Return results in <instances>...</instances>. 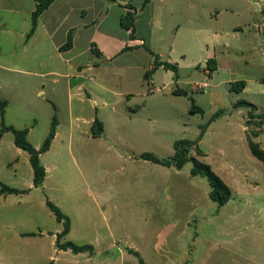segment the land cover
Returning a JSON list of instances; mask_svg holds the SVG:
<instances>
[{
  "label": "rangeland",
  "instance_id": "374dc122",
  "mask_svg": "<svg viewBox=\"0 0 264 264\" xmlns=\"http://www.w3.org/2000/svg\"><path fill=\"white\" fill-rule=\"evenodd\" d=\"M239 2L235 15L223 12L195 23L217 36L188 34L182 48L171 52L180 21L161 16L171 32L157 31L151 43L145 39L155 55L134 57L146 69L124 77L107 68L91 73L110 90L99 92L108 107L100 105L98 112L84 105L83 120L96 116L105 123L102 138H92L85 121L67 117L48 90L49 103L35 99L32 112L13 115L19 126L34 128L29 140L40 145L56 115L60 137L42 155L49 171L39 188L29 154L16 147L14 135L6 133L0 141V183L31 189L0 197V264H141L140 259L145 264H264V166L249 148L251 137L264 149V0ZM222 3H217L221 11ZM162 9L157 7L158 14ZM147 29L139 24L142 35ZM156 57L178 67L177 73L163 67L151 72ZM211 59L218 63L212 73ZM241 81L245 89H233ZM177 90L187 95H176ZM241 101L257 109L238 106ZM193 103L203 113L192 114ZM179 140L194 142L190 156L211 166L230 187L226 205L210 199L207 179L191 175V162L178 170L140 158L152 153L168 159ZM47 201L72 221L62 242L92 244L93 253L59 251L55 233L63 226Z\"/></svg>",
  "mask_w": 264,
  "mask_h": 264
},
{
  "label": "crops",
  "instance_id": "0c3cea01",
  "mask_svg": "<svg viewBox=\"0 0 264 264\" xmlns=\"http://www.w3.org/2000/svg\"><path fill=\"white\" fill-rule=\"evenodd\" d=\"M218 1L55 0L40 15L34 34L29 36L32 16L39 5V0H0V95L5 97L1 100L8 101L5 124L17 129H28L29 139L34 128L19 126L13 115L23 116L26 112H32L35 99L41 98L40 100L49 103L47 99H44L45 90L49 91L50 99L61 111L66 112L67 117L72 121L76 118L84 122L85 103L91 104L90 108L98 112V106H109V102L99 92L102 90L110 92V90L99 76L95 77L91 73L107 68L124 77L137 68L146 69L145 66L138 65L134 57L146 56L147 52L152 55V48L145 39H149L151 43L157 31H160L162 35L171 32L172 27L168 29L159 20L161 16L169 22L175 19L178 23L180 21L170 44L171 52L182 48V38L188 34L189 36L195 34L197 37L203 35L205 38L211 35L217 36L215 30H202L194 25L202 19L212 20L211 17L223 12L230 15L239 12V0H224L222 11L217 8ZM159 5L163 7V15L158 14ZM130 6L136 11L134 40H130V33L121 25V19L129 11ZM141 22L148 28L144 35L139 30ZM186 23L188 26L185 27ZM70 33L73 34L72 48L63 51L61 48L66 45ZM95 49L100 53L97 54ZM75 101L78 104L76 107L74 106ZM113 111L116 112L117 108L114 107ZM96 119L98 118L94 116L82 125L89 130L92 138H96L92 135V127ZM102 124L104 136L105 123L102 122ZM82 126L77 127L80 132L85 131ZM58 127L49 151L59 141ZM40 143L39 141L33 146L40 149L42 146ZM42 155L41 161L48 174L49 168L45 166ZM62 230L54 232L56 247L57 236ZM71 231L72 221L69 234ZM59 251L63 250L59 249Z\"/></svg>",
  "mask_w": 264,
  "mask_h": 264
},
{
  "label": "trees",
  "instance_id": "16d2710c",
  "mask_svg": "<svg viewBox=\"0 0 264 264\" xmlns=\"http://www.w3.org/2000/svg\"><path fill=\"white\" fill-rule=\"evenodd\" d=\"M55 0H39V5L37 6L36 11L32 16V28L29 36L33 35L38 24V18L40 15L46 10ZM115 1V0H110ZM129 11L122 17L121 25L127 32L130 33V40H134L136 36V11L133 7H128ZM73 43V34L70 33L68 36V40L66 45H64L61 50H69L72 48ZM145 47V46H144ZM146 48V47H145ZM129 49V48H128ZM147 49V48H146ZM148 50V49H147ZM97 54L100 52L96 49L94 50ZM151 52V51H150ZM152 53V52H151ZM153 55V53H152ZM207 66L211 73L217 70V61L215 59H211L208 61ZM159 67H163L167 70H172L177 73L178 68L175 65H172L167 62L159 61L158 57L155 59V64L151 72L156 70ZM151 72H147L145 75V79L149 80L151 77ZM246 87V83L244 81L237 82L233 85V89H238V91L244 90ZM176 95H187L186 91L177 90L174 92ZM8 105V101L0 100V139L3 137L5 133L11 132L14 135V143L16 147L27 152L30 157V163L34 171V187L39 188L43 187V184L46 179V168L44 167L41 161V155L48 152L52 146V142L57 133V127L59 125L58 118L55 115L51 124L50 132L43 142L40 149H36L33 144L28 139V129H17L14 126L5 124V112L6 106ZM238 106H251L252 110H256L257 108L246 102L241 101ZM54 110L56 109V105L53 104ZM191 113H203V110L200 107H197L194 103L191 109ZM254 115L250 114V119H254ZM261 119V117H259ZM247 121V125L250 126L251 120ZM104 134V126L99 119H96L93 127H92V135L96 138L102 137ZM259 132H252V137H258ZM196 144L190 140H179L175 142L174 148L175 153L172 157L168 159H160L152 153H144L140 156L141 159L145 161H151L153 163L165 166V167H174L178 170H182L188 162L193 164L191 169V175L194 177L200 176L207 179L210 186V199L217 203L219 207H223L226 205L232 198V191L228 185H226L223 180L213 171L211 166L200 161L198 158L194 156H190L191 150L194 148ZM249 148L252 155L262 162L264 166V149L261 145L255 142L251 137L249 138ZM28 190H18L16 188H12L5 184L0 183V196L6 194H24L28 193ZM47 206L53 212L56 217V220L63 225V230L57 236V247L63 251H72L74 254L81 253H93L94 247L92 245H78L71 241H63L66 236L69 234L71 229V221L70 218L53 202L47 201ZM137 257H140L138 252H134ZM141 264H145L142 259H140Z\"/></svg>",
  "mask_w": 264,
  "mask_h": 264
}]
</instances>
